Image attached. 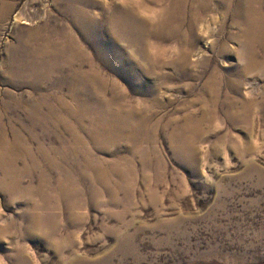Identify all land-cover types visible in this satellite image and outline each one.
Returning <instances> with one entry per match:
<instances>
[{
    "label": "rangeland",
    "instance_id": "rangeland-1",
    "mask_svg": "<svg viewBox=\"0 0 264 264\" xmlns=\"http://www.w3.org/2000/svg\"><path fill=\"white\" fill-rule=\"evenodd\" d=\"M116 1L0 0V154L33 155H19L13 173L0 165V264H264V71L244 73L248 62L231 37L232 20L218 15L214 0L195 42L188 37L191 3L174 35L173 0ZM123 6L136 12L133 24L149 28L133 25ZM164 8L170 16L156 19ZM77 17L110 26L94 32L123 37L127 53L106 49L100 62L105 47L81 37ZM72 35L81 39L76 50L68 46ZM186 45L192 64L179 67L173 60ZM115 54L141 64L119 66ZM256 56L264 58L261 46ZM63 57L77 61L68 65ZM199 58L207 68L198 67ZM214 71L219 102H209V114L201 105L211 99ZM245 99L249 117L236 118ZM36 103L42 117L56 111L46 126L33 122L28 108ZM202 118V127L187 129ZM17 134L23 145L14 142ZM87 163L94 166L84 175ZM17 179L14 199L2 183Z\"/></svg>",
    "mask_w": 264,
    "mask_h": 264
},
{
    "label": "bare ground",
    "instance_id": "bare-ground-1",
    "mask_svg": "<svg viewBox=\"0 0 264 264\" xmlns=\"http://www.w3.org/2000/svg\"><path fill=\"white\" fill-rule=\"evenodd\" d=\"M116 1V0H115ZM155 3H161L163 1H166L168 2V0H153ZM211 0H173L172 2V13H171V20H175V22L178 21V24H179V28H177L176 30L173 31V34H178L180 31H182L183 28H181L182 26V22H183V19H184V16L186 15L187 11H186V6L188 3H191V6L190 7H194L193 10L191 11V20L188 21L191 23V30L188 32L190 35L188 36L189 39H191L193 42H195V40H198L197 37L200 35V33H198V24H200V21L203 19L204 17V13L206 12H210L211 10H213V6H210L209 4L212 3L210 2ZM215 1V11L218 13H221L222 15H224V17L228 16L229 18H231L232 20V28L233 30L231 29V37L233 39V41H239L240 43V46L238 48V52H239V56H240V59L244 60L246 62H248L245 66V69L242 67L244 73L246 72H250L252 70H257V69H261L264 71V58L262 60H260L259 58H257L256 56V48L258 46H261L264 50V0H214ZM117 2V1H116ZM119 3V2H118ZM3 4V3H2ZM108 4V3H107ZM121 5V3H119ZM1 5V4H0ZM103 5V4H102ZM8 6V5H7ZM10 6V5H9ZM77 6V5H76ZM106 6V5H105ZM119 7V6H118ZM121 7V6H120ZM124 7V12H125V16L132 22L134 19H135V16H136V12L134 10H132L131 8H128L126 6H123ZM1 8V7H0ZM10 8V7H9ZM101 8V7H100ZM122 8V7H121ZM4 9V8H3ZM8 9V8H6ZM77 9V8H76ZM103 9V7H102ZM118 9V8H117ZM138 9V8H137ZM12 10V9H11ZM74 10V9H73ZM81 10V9H80ZM121 10V9H120ZM5 11V10H3ZM72 11V10H71ZM111 11V10H110ZM113 11V10H112ZM111 11V12H112ZM137 11V10H136ZM214 11V12H215ZM1 12V11H0ZM78 12V11H77ZM109 12V11H108ZM5 13V12H4ZM76 13V12H75ZM103 13V12H102ZM104 13H107L105 12L104 10ZM121 13V11H120ZM218 13V15H219ZM123 14V13H122ZM164 14H168L170 16V9L168 8H164L162 10L159 11V15L156 13V19H160L163 17ZM114 15V14H113ZM71 16V15H70ZM112 16V15H111ZM139 17V16H137ZM136 17V18H137ZM188 17V16H187ZM223 17V16H222ZM222 17H214V25L215 24H218L219 26H221V20L219 18H222ZM227 17V18H228ZM104 18V17H103ZM124 18V17H123ZM144 18V17H143ZM148 18V17H147ZM2 19V18H1ZM76 19V18H75ZM111 19V18H110ZM167 19V18H166ZM189 19V18H188ZM104 20V19H103ZM121 20V19H120ZM140 20L144 23H148L146 22L144 19L140 18ZM164 20V19H163ZM224 20V19H223ZM227 20V19H226ZM77 21L80 25V28H81V31L80 32V35L82 38L84 39H87V41H93L92 38H94V41H96L95 43L97 45H103V47H105L103 50H102V53H101V56H98L100 59L99 61L102 62L105 61L106 59V53H104V50L106 49H111V50H114L116 52H119L120 50L122 51H125V53H127V50L126 48L122 45V41L121 39H123V37L120 35V37H122L120 39V41L118 40L117 37H115L112 33H108L107 31L105 32V36L99 34V32H94V29H107L108 26H105V24H101V23H97V22H90L88 19H81V17H77ZM203 21V20H202ZM106 22V21H105ZM103 22V23H105ZM114 22V21H113ZM156 22V21H155ZM167 22L169 23V19L166 20V22L163 23V25L159 24L161 29H162V32L163 34L165 35L166 34V29L168 28V24ZM225 22V21H224ZM108 23V21H107ZM137 23V22H136ZM161 23V22H160ZM233 23L235 24L234 27H233ZM112 24V23H111ZM116 24V22H115ZM133 24V22H132ZM143 24V23H142ZM149 24V23H148ZM151 24V23H150ZM107 25V24H106ZM122 25V24H121ZM135 26H137L138 28L140 29H147L149 28L148 25H146L145 27H141L140 25L138 24H133ZM186 25V24H185ZM152 26V25H151ZM150 26V27H151ZM155 26H158L155 24ZM225 26V25H224ZM110 27V26H109ZM109 27H108V31H109ZM207 29H209V27L205 26ZM113 28V27H112ZM156 28V27H155ZM37 29V28H36ZM111 29V28H110ZM117 29V28H116ZM131 29V28H130ZM180 29V30H179ZM200 29V28H199ZM224 29V28H223ZM155 30V29H153ZM152 30V31H153ZM169 30V28H168ZM225 30V29H224ZM41 31V30H40ZM136 31V30H135ZM134 31V32H135ZM148 31V30H147ZM146 31V32H147ZM151 30L148 31V33L150 32ZM151 31V32H152ZM112 32V31H111ZM116 32V31H115ZM114 32V33H115ZM118 32V30H117ZM125 32V30H124ZM129 32V31H128ZM145 32V31H143ZM145 32V33H146ZM228 32V31H227ZM214 33V32H213ZM212 33V34H213ZM224 33V32H223ZM230 34V32H228ZM227 33V34H228ZM37 34H39V31H35L34 32V35L37 36ZM174 34V35H175ZM181 34V33H180ZM205 34V33H204ZM215 34V33H214ZM150 35V34H148ZM146 35V36H148ZM155 35L156 37H160L159 35V31L158 29L156 28V31H155ZM182 35V34H181ZM186 35V34H185ZM203 35V34H202ZM208 35V33L206 32L205 36ZM119 36V34H118ZM180 36V35H179ZM204 36V35H203ZM220 36V35H219ZM224 36V35H223ZM222 36V37H223ZM41 36H39L40 38ZM28 38V37H27ZM30 38V37H29ZM176 38V37H175ZM200 38V37H199ZM213 38V37H212ZM182 39V38H181ZM28 40V39H27ZM32 40V39H31ZM38 40V39H37ZM81 40V39H80ZM76 37H74L72 35L71 38L68 39L69 41V48L72 50V45L75 46V50H76V43H80ZM134 40V39H133ZM170 40V39H169ZM187 39H185L186 41ZM202 40V39H201ZM231 40V39H229ZM138 41V40H137ZM219 41V40H218ZM236 41V43H238ZM32 42V41H31ZM66 42V41H65ZM141 42V41H140ZM143 42V41H142ZM24 43V42H23ZM29 43V41H28ZM33 43V42H32ZM43 43V42H42ZM60 43V42H59ZM82 43V42H81ZM122 43V44H121ZM125 43V42H124ZM127 43V42H126ZM132 43V42H131ZM136 43V42H135ZM27 44V43H26ZM50 44V43H49ZM52 44V43H51ZM129 44V43H128ZM143 44V43H142ZM145 44V43H144ZM157 44V43H156ZM216 44V43H215ZM219 44V43H218ZM25 45V44H24ZM62 45V44H61ZM77 45H80V44H77ZM125 45V44H124ZM132 45V44H131ZM194 45V44H193ZM217 45V44H216ZM82 46V45H81ZM129 46V45H128ZM133 46V45H132ZM138 46H140L138 44ZM144 46V45H143ZM147 46V44L145 45ZM189 46V45H188ZM238 46V45H237ZM130 47V46H129ZM134 47V46H133ZM148 47V46H147ZM146 47V48H147ZM25 48V47H24ZM43 48V47H42ZM137 48V47H135ZM145 48V50H146ZM224 48V47H223ZM38 49H39V46H38ZM130 49V48H129ZM134 49V48H133ZM138 49V48H137ZM136 49V50H137ZM148 49V48H147ZM35 50V49H34ZM44 50V49H43ZM132 50V48H131ZM29 51V50H27ZM79 51V50H78ZM78 51H75V53L77 54L76 55V59L77 60H80L79 62H83L82 60H84V58H80V56L78 55ZM84 51V50H83ZM120 51V52H121ZM130 51V50H129ZM140 51V50H139ZM225 51H228L227 49ZM19 52V51H18ZM31 52V51H30ZM44 52V51H43ZM55 52V51H54ZM41 53V52H40ZM110 53V52H109ZM143 53V52H142ZM144 53H148V52H145ZM192 53H193V50L189 47L184 46L179 52H178V57L175 58L173 61L174 63H176L179 67H181L180 65H184V66H187V65H191L192 64ZM226 53V52H225ZM228 53V52H227ZM31 54V53H30ZM33 54V53H32ZM69 54V53H68ZM132 54V53H129V55ZM137 54V53H136ZM144 54V55H145ZM149 54V53H148ZM231 54V53H230ZM19 55V54H18ZM23 55V54H22ZM42 55V54H41ZM133 55V54H132ZM147 55V54H146ZM145 55V56H146ZM43 56V55H42ZM53 56V55H51ZM134 56V55H133ZM137 56V55H136ZM136 56H135V59H136ZM144 56V57H145ZM203 57V54L201 55ZM238 56V55H237ZM25 57V55H24ZM27 57V56H26ZM29 57V56H28ZM40 57V56H39ZM116 57L115 59L117 60L118 62V65L119 66H131V67H139L138 65L141 64V60L139 61L140 64H138L135 60H133L132 58H130V56H128V54H126L125 56L121 55L120 54H115ZM150 57V61H151V56H147V58ZM211 57V56H210ZM35 58V57H34ZM64 60L68 63V65H72L73 63H75V61L77 60H74L73 57L72 59L69 58V57H63ZM134 58V57H133ZM31 59V58H30ZM138 59V58H137ZM143 59V58H142ZM145 59V58H144ZM170 59V58H169ZM57 60V59H56ZM60 60V59H59ZM166 60V59H165ZM164 60V62H165ZM24 61V60H23ZM38 61V60H37ZM48 61V60H46ZM145 61V60H144ZM162 61V60H161ZM170 61V60H169ZM197 61V60H196ZM52 62V61H51ZM153 62V61H152ZM243 62V61H242ZM142 63H143V60H142ZM195 63V62H194ZM32 64V62H31ZM34 64V63H33ZM32 64V65H33ZM41 64V63H40ZM84 64V63H83ZM107 64L111 65V63L109 62V60L107 61ZM145 64V62L143 63ZM152 64V63H151ZM150 64V65H151ZM66 65V64H65ZM148 64H146L147 66ZM149 65V66H150ZM153 65V64H152ZM159 65V64H158ZM157 65V66H158ZM170 65V64H169ZM196 65V64H195ZM198 65V64H197ZM196 65V66H197ZM22 66V65H21ZM24 66V65H23ZM28 66V65H27ZM143 66V65H142ZM168 66V64H167ZM201 66L203 68H207L208 67V61H201V58H199V65L198 67ZM244 66V64H243ZM32 67V66H31ZM30 67V68H31ZM69 67V66H68ZM141 67V66H140ZM172 67V65H171ZM188 67V66H187ZM29 68V69H30ZM150 68V67H149ZM153 68V67H152ZM160 68V67H159ZM192 68V67H190ZM202 68V69H203ZM211 68V67H210ZM84 69V68H83ZM140 69V68H139ZM199 69V68H198ZM174 70V69H172ZM184 70V69H183ZM187 70V69H186ZM190 70V69H189ZM201 70V69H200ZM207 70V69H206ZM240 70V69H239ZM23 71V70H22ZM26 71V70H25ZM125 71V69L123 70V72ZM153 71V70H152ZM157 71V70H155ZM155 71H153L155 73ZM193 71H195L193 69ZM208 71V70H207ZM213 71V70H212ZM242 71V70H241ZM262 71V72H263ZM39 72V71H38ZM85 72H88V71H85ZM176 72V71H174ZM190 72V71H189ZM202 72V70H201ZM52 73V72H51ZM188 73V71H187ZM197 73V72H196ZM208 73V72H207ZM243 73V72H242ZM40 74V73H39ZM38 74V75H39ZM86 74V73H85ZM90 74V73H88ZM92 74V73H91ZM95 74V73H94ZM152 74V73H151ZM204 73H202V76H203ZM24 75V74H23ZM23 75H20L21 77H30V76H23ZM49 75V74H48ZM71 75V74H70ZM155 75V74H154ZM201 75V74H200ZM34 76V74H33ZM51 76V75H50ZM124 76V75H122ZM169 76V75H168ZM199 76V75H198ZM53 77V76H52ZM56 77V76H55ZM98 77V76H97ZM156 77V75H155ZM173 77V76H172ZM179 77V76H178ZM33 78V77H32ZM157 78V77H156ZM38 79V77H37ZM159 79V78H157ZM174 79V78H173ZM184 79V78H183ZM194 79V78H193ZM182 80V78H181ZM197 80V79H196ZM25 81V80H24ZM68 81V80H67ZM75 81V80H74ZM92 81V80H91ZM109 81V80H108ZM186 81V80H184ZM198 81V80H197ZM40 82V81H39ZM93 82V81H92ZM159 82V81H158ZM22 83V82H21ZM33 83V82H32ZM75 83V82H74ZM97 83V82H96ZM187 83V82H185ZM219 83L220 81H218V78H217V74L216 72L214 71L212 73V76L210 77V80H209V84L210 85H207L209 86V90H210V98L211 99H203V103L204 105H201L203 106V109L208 112L209 114L211 113L210 110L208 109V106L209 104L212 102L214 106H217L219 100L218 98H216V93H217V90H218V86H219ZM34 84V83H33ZM32 84V85H33ZM109 84V83H108ZM161 84V83H160ZM204 84V83H203ZM43 85V83H42ZM110 85V84H109ZM188 85V84H187ZM36 86V85H35ZM95 86V85H94ZM191 86V85H190ZM204 88H205V85H203ZM160 87H162L160 85ZM194 87V86H193ZM116 88V87H114ZM152 89V94L156 93L157 94V88H156V85L154 83V86L151 88ZM191 89V88H190ZM105 90V89H104ZM118 90V89H117ZM193 90V89H192ZM207 90V89H206ZM38 91V90H37ZM76 91V90H75ZM161 91V90H160ZM191 91V90H190ZM100 93V92H99ZM208 93V92H207ZM82 94V93H81ZM86 94V93H85ZM117 94V93H116ZM203 94V93H202ZM159 96V95H158ZM85 97V96H84ZM209 97V96H208ZM117 98V96H116ZM206 98V97H205ZM60 99V98H59ZM104 99V98H103ZM55 100V99H54ZM57 100V99H56ZM80 100V99H79ZM155 100V99H154ZM173 100V99H172ZM197 100V99H195ZM200 100V99H199ZM106 101V100H105ZM159 101V100H158ZM201 101V100H200ZM59 102V101H57ZM143 102V101H142ZM151 102V101H150ZM155 102V101H154ZM178 102V101H177ZM210 102V103H209ZM140 103V102H139ZM157 103V102H156ZM159 103V102H158ZM195 103V102H194ZM197 103V102H196ZM199 103V102H198ZM211 103V104H212ZM241 103H243V106H242V110H238L240 107H237V108H234L236 109L235 112H234V115L235 117L237 118H248V114H249V111H250V107L252 106V102L249 101L248 99H245V100H242ZM2 104V103H1ZM67 104V103H66ZM75 104V102H74ZM120 104V103H119ZM144 104V103H143ZM151 104V103H150ZM154 104V103H153ZM201 104V103H200ZM239 104V103H238ZM73 105V104H72ZM76 105V104H75ZM103 105V104H102ZM118 105V104H117ZM140 105V104H139ZM156 105V104H155ZM159 105V104H158ZM42 104L40 103H36L35 105H30V107L28 108L29 111H30V114H32V119H33V122L36 123V124H39V125H48L47 122H48V119L49 117L53 118L52 116L55 115L56 111L55 110H51L49 112V115L47 117H42L41 116V110L42 109ZM121 106V105H120ZM138 105H136L137 107ZM154 106V105H153ZM212 106V105H211ZM2 107V105H1ZM24 107V106H23ZM73 107V106H71ZM118 107V106H117ZM116 107V108H117ZM25 108V107H24ZM61 108H63L61 106ZM114 108V107H113ZM149 108V107H148ZM157 108V107H156ZM66 110H68V108H65ZM107 109V108H106ZM120 109V107H119ZM141 109V108H140ZM46 110V109H45ZM127 110V109H126ZM129 110V109H128ZM138 110V109H137ZM148 110V109H147ZM83 111V110H82ZM120 111V110H119ZM136 111V110H135ZM134 111V112H135ZM142 111V110H141ZM153 111V110H152ZM118 112V110H117ZM130 112V111H129ZM214 112V111H213ZM29 113V112H28ZM123 113V112H122ZM228 113V112H227ZM76 114V113H75ZM82 114V113H81ZM212 114V113H211ZM6 115V114H5ZM4 115V116H5ZM71 115V114H70ZM85 115H87V113H85ZM84 115V116H85ZM128 115V114H127ZM130 115V114H129ZM143 115V114H142ZM141 115V116H142ZM196 115V114H195ZM207 115V114H206ZM88 116V115H87ZM140 116V115H139ZM140 116V117H141ZM204 116V115H203ZM208 116V115H207ZM239 116H243V117H239ZM143 117V116H142ZM213 117V116H212ZM69 118V117H68ZM72 118V117H71ZM87 118V117H86ZM128 118V117H127ZM58 119V118H57ZM139 119V118H138ZM190 119V118H189ZM192 119V117H191ZM195 119V118H194ZM56 120V119H55ZM210 120V119H209ZM63 121V120H62ZM123 121V120H122ZM141 121V119L139 120ZM191 121V120H190ZM189 121V122H190ZM208 120L207 119H203L202 120H199L198 122H193L191 125H187V129L191 127V130H192V127L195 126V125H199L198 127H196L197 129L199 127H202L203 123ZM61 122V121H60ZM82 122V121H81ZM99 122V121H98ZM127 122V121H126ZM129 122V121H128ZM131 122V121H130ZM146 122V121H145ZM132 123V122H131ZM191 123V122H190ZM189 123V124H190ZM211 123V121H210ZM52 124V123H51ZM114 124V123H113ZM183 124V123H182ZM8 125V124H7ZM98 125V124H97ZM126 125V124H125ZM124 125V126H125ZM132 125V124H131ZM142 125V124H141ZM185 125V124H184ZM202 125V126H201ZM145 126V125H144ZM174 126V125H173ZM5 123H4V119L0 116V131L2 132V134H4V131L5 130ZM81 127V126H80ZM127 127V126H126ZM130 127V125H129ZM112 128V127H111ZM110 128V129H111ZM88 129V128H87ZM101 129V128H100ZM103 129V128H102ZM144 129V128H143ZM201 129V128H200ZM199 129V130H200ZM99 130V129H98ZM113 130V129H112ZM137 130V129H136ZM183 130V129H182ZM185 130V129H184ZM190 130V131H191ZM118 131V129H117ZM129 131V130H127ZM178 131V130H177ZM194 131V130H193ZM109 132V131H108ZM107 132V133H108ZM153 132V131H152ZM176 132V131H175ZM179 132V131H178ZM94 133V132H93ZM110 133V132H109ZM119 133V132H117ZM133 133V132H132ZM186 133V132H185ZM188 133V132H187ZM193 134V132H192ZM104 135V134H103ZM119 135V134H118ZM191 135V134H190ZM74 136V135H73ZM110 136V135H109ZM184 136V135H183ZM201 136V135H200ZM199 136V137H200ZM41 137V136H40ZM117 137V136H116ZM146 137V136H145ZM93 138V137H92ZM95 138V137H94ZM113 138V137H112ZM111 138V139H112ZM80 139V138H79ZM101 139V138H100ZM182 139V138H181ZM186 139V137H185ZM194 138L192 137V140ZM4 140L7 142V139L6 137H4ZM93 140V139H92ZM104 140V139H103ZM41 141L42 138H41ZM80 141V140H79ZM183 141V140H181ZM180 141V142H181ZM14 142L18 143V144H22L24 143V139L22 138V136H20L19 134L15 135V138H14ZM77 142V141H76ZM191 145V144H190ZM13 146V145H12ZM11 146V147H12ZM81 149V148H80ZM28 151V150H27ZM30 151V150H29ZM41 153H45L46 151L45 150H41L40 151ZM10 153H14V154H10ZM76 153V152H74ZM84 153V152H83ZM86 153V152H85ZM19 155H27L29 157H33V155L30 153V152H21L19 153L18 151H9V150H6L4 153L0 154V165L2 166H6V169L5 171L6 172H10V173H13L14 172V167H13V161L19 156ZM85 155V154H83ZM23 156V157H25ZM86 157V156H85ZM84 159V158H83ZM94 159V158H93ZM85 160V159H84ZM83 160V161H84ZM16 162V161H15ZM87 162V161H86ZM95 163V162H93ZM93 166L94 165H91V163H87L85 166H84V170H83V174L84 175H87L88 174V171L92 170L93 169ZM3 167V168H4ZM13 168V169H12ZM1 169V168H0ZM95 169V168H94ZM98 171V169H97ZM4 173V172H3ZM18 173V172H17ZM99 173V172H98ZM91 174V173H89ZM90 176V175H89ZM101 176V174H100ZM18 181L19 179H17L16 181H13V183H6L5 181L2 183V186L3 188L11 195L12 198L14 199H17L18 197H16L18 194L17 192L15 191L14 187H17L18 185ZM44 182V181H42ZM69 182V181H68ZM59 184V183H57ZM68 184V183H67ZM44 185V184H43ZM64 185V184H63ZM41 186V185H40ZM39 186V187H40ZM70 188V187H69ZM71 189V188H70ZM69 189V190H70ZM54 190V189H53ZM60 190V188H59ZM62 192V191H61ZM60 193V192H59ZM63 193V192H62ZM65 194V193H64ZM67 196V195H66ZM46 201L48 200V197L47 198H44ZM49 206V204H48ZM37 219V218H36ZM43 218H42V221L40 222H43ZM46 222V221H45ZM36 223V222H35ZM37 224V223H36ZM3 235V234H6V230L4 229H0V235Z\"/></svg>",
    "mask_w": 264,
    "mask_h": 264
}]
</instances>
